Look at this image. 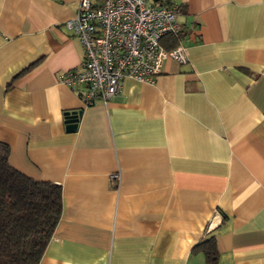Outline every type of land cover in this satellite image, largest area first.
<instances>
[{
  "label": "crops",
  "instance_id": "1",
  "mask_svg": "<svg viewBox=\"0 0 264 264\" xmlns=\"http://www.w3.org/2000/svg\"><path fill=\"white\" fill-rule=\"evenodd\" d=\"M79 1L0 0V141L62 191L38 264H208L210 236L216 264H264V0H151L179 5L188 62L89 107L59 81Z\"/></svg>",
  "mask_w": 264,
  "mask_h": 264
},
{
  "label": "built area",
  "instance_id": "2",
  "mask_svg": "<svg viewBox=\"0 0 264 264\" xmlns=\"http://www.w3.org/2000/svg\"><path fill=\"white\" fill-rule=\"evenodd\" d=\"M179 5L151 0H80L64 24L79 40L84 57L59 81L76 90L83 107L106 103L118 94L124 78L154 82L166 60L188 62L180 41ZM176 39L166 47L164 39ZM117 180L119 173L110 175Z\"/></svg>",
  "mask_w": 264,
  "mask_h": 264
},
{
  "label": "trees",
  "instance_id": "3",
  "mask_svg": "<svg viewBox=\"0 0 264 264\" xmlns=\"http://www.w3.org/2000/svg\"><path fill=\"white\" fill-rule=\"evenodd\" d=\"M176 42L172 36L164 39L166 47ZM8 155V145L0 141V264H38L61 215V185L22 174ZM196 248L208 264H216L213 236Z\"/></svg>",
  "mask_w": 264,
  "mask_h": 264
},
{
  "label": "water",
  "instance_id": "4",
  "mask_svg": "<svg viewBox=\"0 0 264 264\" xmlns=\"http://www.w3.org/2000/svg\"><path fill=\"white\" fill-rule=\"evenodd\" d=\"M80 114V110H77V111H70L68 113H66L67 117L73 119L75 116L79 115Z\"/></svg>",
  "mask_w": 264,
  "mask_h": 264
}]
</instances>
